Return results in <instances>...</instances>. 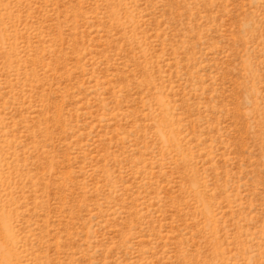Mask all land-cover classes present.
I'll return each instance as SVG.
<instances>
[{
	"label": "rangeland",
	"instance_id": "374dc122",
	"mask_svg": "<svg viewBox=\"0 0 264 264\" xmlns=\"http://www.w3.org/2000/svg\"><path fill=\"white\" fill-rule=\"evenodd\" d=\"M0 264H264V0H0Z\"/></svg>",
	"mask_w": 264,
	"mask_h": 264
}]
</instances>
